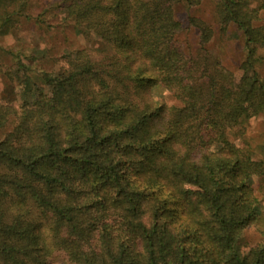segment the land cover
I'll use <instances>...</instances> for the list:
<instances>
[{"label":"trees","instance_id":"obj_1","mask_svg":"<svg viewBox=\"0 0 264 264\" xmlns=\"http://www.w3.org/2000/svg\"><path fill=\"white\" fill-rule=\"evenodd\" d=\"M58 1L103 49L44 75L49 94L0 103V130L13 120L0 138V264H264L250 185L264 180V144L258 156L244 138L249 113L264 117L258 9L214 3L220 29L243 38L236 77L210 54L205 22L188 17L193 54L175 39L184 28L174 6L202 0ZM30 2L0 0V37L30 19ZM0 76L13 88L28 79L19 61L0 63ZM159 84L179 106L152 97ZM181 180L197 189L192 205L178 195ZM250 226L262 240L240 257Z\"/></svg>","mask_w":264,"mask_h":264},{"label":"rangeland","instance_id":"obj_2","mask_svg":"<svg viewBox=\"0 0 264 264\" xmlns=\"http://www.w3.org/2000/svg\"><path fill=\"white\" fill-rule=\"evenodd\" d=\"M215 1L202 0L198 6L191 8H187L183 2L175 5V18L184 28L175 39L186 54H193L197 48L198 35L194 27L187 25L188 17H195L205 22L213 34L207 45L210 54L238 77L241 74L238 65L244 59L243 38L234 26H228L225 31L220 29L214 17ZM58 2V0H31L28 9L30 19H21L7 35L0 37V63L9 66L19 61L24 65L28 76L26 84L18 88H13L5 77L0 76V103H10L14 100L19 103L31 102L38 92L49 94V88L43 79L44 75L55 76L65 68L67 57L74 56L77 51L89 50L100 53L103 49L99 36L94 32L75 27L66 18ZM249 4L259 11V20L256 24H262L264 0H250ZM257 53L264 55V45ZM256 69L264 77V63L257 64ZM152 97L169 107L180 105L160 84L153 88ZM12 126L11 118L0 130V138L9 132ZM244 138L259 156L260 146L264 144L262 115L249 113ZM229 139L234 144H239L231 134ZM250 185L257 200L255 214L259 218L264 217V180L253 177ZM184 191L187 194L181 196L180 193ZM178 195L189 205L198 198L196 187L187 180L180 181ZM261 240L256 226L247 227L237 240L235 252L240 257H246L249 250Z\"/></svg>","mask_w":264,"mask_h":264}]
</instances>
